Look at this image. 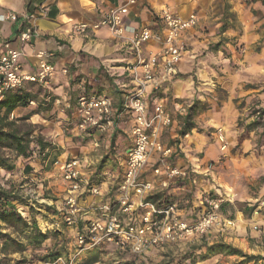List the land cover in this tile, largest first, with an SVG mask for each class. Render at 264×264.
<instances>
[{"label":"rangeland","instance_id":"rangeland-1","mask_svg":"<svg viewBox=\"0 0 264 264\" xmlns=\"http://www.w3.org/2000/svg\"><path fill=\"white\" fill-rule=\"evenodd\" d=\"M195 1L186 0L178 7L170 5L181 14L186 9L183 14L194 11L199 17L192 36L193 45L188 44L192 57L182 64L194 79L196 93L189 98L175 99L166 86L152 92L156 95L153 98L150 95L149 108L153 111L154 102L162 100L172 116V124L162 128L160 139L173 148L174 154L160 159L186 175L173 178L164 172L154 173V169L163 164L160 155L155 154L142 176L160 188L156 193L162 194L161 202L166 198L176 204L179 219L196 221L210 211L207 198L220 200L217 222L202 236L153 248L143 254L104 244L71 261L69 255L77 249V228L64 221L69 188L61 165L54 163L78 159L84 176L99 182L100 195L85 193L79 199L81 226L101 213L98 208L84 207L83 202L91 207L96 200L111 205L117 200L134 118L131 111L125 109L120 114L116 111L112 124L104 129L96 126L95 121L81 129L80 116L78 112L69 111L70 105L62 117L53 108H38L41 94L50 92V87L42 89L28 84L25 89L38 93V100L17 107L10 119L25 118L17 124L25 130L33 129V137L41 135L47 148L40 151L34 139L31 158H15L10 150L0 149V154L13 158L15 164L13 170L0 168V188L12 190L20 197L23 203L14 202L19 212L36 220L42 232L50 233V238L39 248L28 246L24 253L14 252L8 256L0 253L4 264H264V145L256 143L260 129L247 134L243 127L253 120L254 110L264 107V0ZM127 62L122 63L125 68L111 73L104 71L102 76L93 78L91 84L98 92L109 94L115 108L119 100L117 90L122 89L126 99L132 88ZM195 100H200L205 109L194 116L196 128L181 136L183 117ZM35 110L39 113L30 116ZM35 115L38 121L33 119ZM90 128L94 129L86 132ZM241 134L246 135L239 141ZM190 135L202 136L205 148L195 150ZM254 205L250 213L248 208ZM91 210L98 215L94 216ZM2 231L13 232L5 225ZM215 243H227L245 254L261 257L243 263L238 255L218 253L201 260L200 253ZM51 250L59 251L62 260L42 259Z\"/></svg>","mask_w":264,"mask_h":264},{"label":"built area","instance_id":"built-area-1","mask_svg":"<svg viewBox=\"0 0 264 264\" xmlns=\"http://www.w3.org/2000/svg\"><path fill=\"white\" fill-rule=\"evenodd\" d=\"M138 4L139 0H122L120 5L109 9L97 23L79 24L75 27L77 32H84L87 28L107 27L114 39L125 43L132 57L127 67L132 88L126 98L125 108L131 111L134 119L130 130L131 144L126 152L117 200L112 205L109 202L101 204L97 207L101 211L100 215L81 226L79 223L83 218L79 217L82 211L79 199L85 193L100 195V185L84 176L78 159L68 158L62 163H54L61 165L64 181L69 188L64 221L77 228V249L74 254L70 253L71 261L79 258L81 253L104 244L143 254L153 248L202 236L218 219L217 212L221 205L218 199L207 198L210 211L196 221L179 219L176 204L162 208L147 201L148 196L154 193L155 184L142 174L153 155L159 154V160L163 161V164L154 169L157 175L163 172L173 178L186 175L181 169L160 159L174 154L173 148L164 145L160 139L162 128L171 125L173 120L162 100L154 102V110L150 113V95L169 86L178 74V65L188 52L185 34L196 28L199 17L196 12L183 17L170 6H164L158 14H153L156 22L154 25L137 27L133 26L129 13ZM34 17V14H30L26 19ZM4 18L16 19L17 14L9 12ZM35 34L33 26H26L18 35L17 41L28 43ZM22 55V49L12 47L10 43H6L5 50L0 53V100L6 92L24 88L28 84L49 87L57 73L55 64L50 60L52 52L37 53L39 61L35 70L23 68L20 61ZM61 72L67 74L68 69L64 67ZM116 111L112 98L107 95H82L77 102L80 116L78 125L81 129H86L95 121L99 124L98 127L104 129L106 125L112 124ZM61 260L60 257L57 262Z\"/></svg>","mask_w":264,"mask_h":264},{"label":"crops","instance_id":"crops-1","mask_svg":"<svg viewBox=\"0 0 264 264\" xmlns=\"http://www.w3.org/2000/svg\"><path fill=\"white\" fill-rule=\"evenodd\" d=\"M185 1L139 0V4L129 13V17L133 26L154 25L156 22L153 14H158L164 6H170L177 14L185 17L189 14H183L186 13V9H183L181 14L174 8ZM195 2L194 0L193 3ZM121 3L122 0H0V53L5 50L6 43L22 49L23 55L20 61L25 70L36 69L39 61L38 52L53 53L50 60L55 64L57 73L49 87L54 97L53 111L58 112V116L62 117L63 112L70 105L72 92L83 90L86 83L92 84L93 78L102 76L101 73L104 71L111 73L116 69L125 68L122 63L127 61L130 63L132 60L125 43L114 39L107 27L87 28L84 32L75 30L79 24L97 23L109 9ZM170 3L174 6L172 7ZM9 12H15L17 18H4ZM30 14H34L35 17L31 20L26 19ZM29 25L35 28L36 34L30 42L20 43L17 37L22 29ZM196 28L186 32L185 38L188 44L190 42L193 45L192 36ZM150 46L152 47L153 44ZM191 54L192 51L188 49L178 65V74L168 86L175 99L189 98L196 93L194 79L188 74L189 69L185 70L182 65L184 61L190 60ZM64 67L68 69L67 74L61 72ZM183 73L186 76L183 77ZM33 119L38 121L39 117L35 115ZM190 136L194 140L195 150L205 148L206 141L202 136ZM159 190L158 186L155 187L154 193ZM101 202L96 200L91 207L86 204L87 202H83L82 205L93 209ZM91 212L94 216L98 215L93 210Z\"/></svg>","mask_w":264,"mask_h":264},{"label":"trees","instance_id":"trees-1","mask_svg":"<svg viewBox=\"0 0 264 264\" xmlns=\"http://www.w3.org/2000/svg\"><path fill=\"white\" fill-rule=\"evenodd\" d=\"M37 85V84H34ZM39 86V85H37ZM42 88V86H40ZM43 89V88H42ZM119 94V100L116 104V110L120 114L125 110V96L122 89L117 90ZM82 95L86 96H95V95H104L97 91L96 88H93L90 83H86L83 90L74 91L71 93L69 103L71 109L69 111L77 112V102ZM110 97L109 94H105ZM156 93L152 94V98ZM158 95V94H157ZM38 93H32L24 88H19L16 90L8 91L4 95L3 99L0 100V149L10 150L15 158H31L32 156V147L31 144L36 140L40 151H45L47 146L44 143V139L41 135L33 137V129H22L21 126L17 124L18 119H10L12 112L19 106L27 105L29 102H35L38 100ZM42 100H38V108L40 109L43 106H46L48 110L53 108V95L51 92L45 91L42 95ZM205 109L200 100H195L193 104L188 108L186 115L183 117V123L180 128L179 134L185 136L189 134L192 129L196 128L194 122V116L198 111ZM39 113L35 110L29 115H34ZM27 119V117H26ZM103 122V121H102ZM101 122V123H102ZM99 125V124H98ZM96 124V126H98ZM244 129L248 134L252 130L260 129L258 132L257 146L264 145V107L257 108L254 110V118L248 124H245ZM94 128L86 130V132H91ZM246 134H241L239 141H242L245 138ZM0 168L6 170H13L15 168L13 158L0 154ZM94 183L99 184L98 181L93 180ZM161 193H153L148 196L147 201L157 204V206L165 208L173 202L168 201L166 198L163 202ZM15 201L23 203L20 197H18L12 190H6L0 188V222L2 225H5L7 228L12 229V233L17 236H13L12 233L2 231V225L0 224V253L8 256L14 252H21L27 250L28 246L33 248H39L42 244L50 238L49 232H42L39 228L36 220H30L29 218L24 217L18 210ZM255 205L248 208L250 213L254 210ZM248 213V214H250ZM27 243V244H25ZM195 248V247H194ZM224 253L227 255H238L243 258V263L250 262L255 259H259L261 256H254L245 254L241 249L235 248L227 243H215L206 247L204 252L200 253L201 260H205L212 255ZM61 256V253L57 250H51L48 254L42 256V259L45 261H55ZM24 260L26 258H23ZM195 262V261H193ZM0 264H4L2 259H0ZM194 264V263H192Z\"/></svg>","mask_w":264,"mask_h":264}]
</instances>
